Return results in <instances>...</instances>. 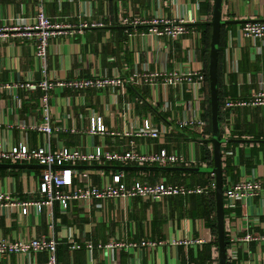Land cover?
<instances>
[{"label": "crops", "instance_id": "1", "mask_svg": "<svg viewBox=\"0 0 264 264\" xmlns=\"http://www.w3.org/2000/svg\"><path fill=\"white\" fill-rule=\"evenodd\" d=\"M43 9L52 23L70 26L63 30L65 33L50 39L45 58V72L49 78L89 77L92 72L111 75L116 71L124 76L134 68L146 65L157 69L158 66L149 61L158 46L169 54L168 69L173 67V61L185 63L188 60V43L195 46L197 61L204 62L202 24L211 20L212 0H44ZM36 13L37 0H0V27L11 28L16 18L34 23ZM221 14L225 21L222 24L224 46L219 63L222 97L223 100L247 98L259 86L264 88V39L253 41L243 38L239 27L246 20H264V0H222ZM157 15L166 19L177 16L194 19L193 23H187L190 35L181 44L156 38L151 34L149 24H124L125 19L133 16L148 20ZM81 24L98 25L79 28ZM3 34L5 36L0 37V84L40 81L43 76L34 56L33 39L9 29ZM175 92L172 87L166 91L162 87L152 91L148 86H128L126 94L121 97L114 90L55 88L50 91V120L54 128L51 147L61 142L84 150L103 145L104 149L125 151L132 140L135 151L166 149L168 153H182L202 161L207 158V153L200 134L180 129L172 119V111L178 108ZM15 94L19 96V102L13 97ZM165 94L168 97L166 101ZM40 95L39 89L27 91L15 86L7 92H0V137L7 146L18 143L22 133L26 134L31 147L44 143L43 133L21 129L17 125L19 121H41V113L37 111ZM126 101L134 102L137 119L149 116L155 126L162 124L166 133L150 139L121 134L101 137L81 130L89 125V119L94 115L102 118L108 131L121 133L128 128L123 105ZM163 107L167 110L163 111ZM220 129L221 137L227 136L226 140H246L221 144L223 175L232 180L244 176L264 177V107L225 111ZM42 169L0 167V178L4 180L7 191L15 190L17 198L36 200V195H25L22 190L27 186L30 190L36 187ZM120 171L124 172L126 182L163 179L189 186L207 182L205 173L187 178L186 172L171 171L97 169L89 170V176L93 185L100 186ZM21 174L25 175L24 180ZM74 185L79 184L75 181ZM213 201L215 207L214 191L209 190L205 195L167 196L159 201L139 197L122 202L115 199L88 203L72 200L65 210L55 202L51 208L44 207L38 214L22 215L18 211L4 209L0 214V239L15 241L32 235L50 237L53 232L51 226L56 223L59 264H206L217 247L216 235L213 236L208 227L215 216ZM245 203L246 207H237L235 214L258 216L259 224L250 230L255 235H264V197H249ZM70 234L73 235L72 240L80 245L78 249L69 248ZM199 235L204 236L206 242L198 251L197 248L185 249L183 245L171 244L173 240L194 239ZM110 244L113 246L108 247ZM247 247L260 257L258 264H264V242L254 241ZM248 257L247 253L239 250V258ZM45 259L44 252L29 256L11 254L0 258V264H34Z\"/></svg>", "mask_w": 264, "mask_h": 264}, {"label": "built area", "instance_id": "2", "mask_svg": "<svg viewBox=\"0 0 264 264\" xmlns=\"http://www.w3.org/2000/svg\"><path fill=\"white\" fill-rule=\"evenodd\" d=\"M198 2L204 0H197ZM44 0H37V13L35 22L16 18L15 24L11 28L0 27V37L5 36L3 31L13 30L21 32L22 35L33 39L32 45L35 47V59L40 64L43 78L38 82L26 80L20 83L0 84V92L8 91L12 87H21L27 91L39 89V108L41 121L32 119V121H19L17 125L21 129H34L45 135V141L42 145L31 147L26 141V134L20 135L18 143L7 146L6 142L0 137V163H19V164H40L43 169L40 173L36 187L30 190L24 187L22 193L25 195L34 194L36 200H21L16 197V192L12 188L6 190L4 180L0 178V214L6 209L10 212L18 211L22 215L31 212L38 214L44 207L51 208L55 202H58L60 208L65 210L72 200H81L91 202L93 200L104 201L115 199L126 201L134 197L149 198L159 201L167 196H191L193 194L205 195L215 190L214 175L207 174V182L204 185L189 186L183 182L169 183L165 180L148 182L140 179H133L130 182L124 180V172L112 174L110 180L103 185L95 186L91 182L89 170L75 168L76 165H99L103 163H116L119 165H137V166H196L210 167L213 164V144L211 135L206 132L207 121L204 117L207 106L206 101V79L204 74V62L197 61L195 55V46L187 44L189 56L188 60L183 62L173 61V67L167 68L168 53L160 50L159 46L152 53L150 64H156L157 69H150L147 65L143 68H134L131 73L121 76L117 71L111 75H104L92 72L89 77H73L71 79L49 78L45 69V58L50 39L59 33H65V28L69 25L54 24L46 15L43 9ZM192 18H183L177 16L173 19H166L157 15L151 19H144L139 16H133L124 20V24L135 26L139 23H146L150 26L151 34L156 38H165L170 41H181L190 35L191 29L187 23H193ZM98 24H81L78 27L97 26ZM239 34L243 38L253 41L264 39V20H246L240 24ZM131 36V33H128ZM182 44V43H181ZM128 86H148L152 91L162 87L166 91L172 87L176 89V107L172 111V119L180 129L193 130L200 134L202 142L207 153V158L202 161H196L182 153H168L166 149L140 151L133 150L134 142H128V149L125 151L104 149L103 145L93 146L91 149H82L79 147H68L58 142L54 148L51 147V137L54 128L51 124L50 114V91L59 88H70L77 91L83 90H114V92L124 97ZM15 100L20 101L17 94L13 95ZM168 100L167 95L164 96ZM124 118L127 121L128 128H124L121 133L108 131L100 116H91L89 125L82 127L84 133L90 135H99L101 137L110 135L115 137L119 134L124 136L148 137L157 139L166 133L165 127L161 124L155 126L149 116L136 118L134 114V102H124ZM244 107H264V88L259 86L251 92L247 98H227L223 101V110L231 111ZM167 110L166 107L162 108ZM131 132H130V131ZM73 132V130H72ZM227 137V136H226ZM226 137L224 139H226ZM226 154H231L227 152ZM52 166H55L54 168ZM20 177L24 180L25 175ZM75 181L79 184L74 185ZM26 184L24 183V186ZM31 187V186H30ZM223 196L225 210V235H226V264H258L260 257L249 251L247 244L251 242H264V235H255L250 228L259 224V218L256 215L244 213L242 216L235 214L237 207H246L245 200L249 197H264V177L262 176H244L238 180H232L229 176L223 175ZM55 224L50 237L46 236H27L18 238L15 241L0 239V258L14 255L35 254L44 252L46 259L44 262H34V264H59L57 255L58 237L55 233ZM70 238V249L75 250L80 245ZM206 242L205 237L182 238L173 240L171 244H180L187 248H201ZM142 245L146 244L141 242ZM113 244L108 245V247ZM133 247V246H132ZM131 247V248H132ZM90 249V245L88 246ZM217 252V247L215 248ZM239 250L248 254L247 259L239 258ZM194 252L196 256V252ZM206 264H219L218 252L214 253L206 261Z\"/></svg>", "mask_w": 264, "mask_h": 264}, {"label": "water", "instance_id": "3", "mask_svg": "<svg viewBox=\"0 0 264 264\" xmlns=\"http://www.w3.org/2000/svg\"><path fill=\"white\" fill-rule=\"evenodd\" d=\"M222 0H212V15L210 20L211 35L208 51V90L210 102V123H211V142L213 144V164L210 167L196 166H114V165H76L75 168L81 170L114 169V170H136V171H171L186 173H211L214 175L215 190V219H216V239L219 264H226V235H225V210L223 196V169L221 144L228 142H244L242 139L226 140L221 137L219 120V102L217 86V63L220 27L225 21L222 20ZM250 141V140H247ZM4 168H43L40 164H19V163H0ZM53 168L55 166H52Z\"/></svg>", "mask_w": 264, "mask_h": 264}, {"label": "trees", "instance_id": "4", "mask_svg": "<svg viewBox=\"0 0 264 264\" xmlns=\"http://www.w3.org/2000/svg\"><path fill=\"white\" fill-rule=\"evenodd\" d=\"M204 34H203V49H204V74L206 79V101L207 106L205 109L204 117L207 121V127L206 132L211 135V123H210V102H209V90H208V51H209V42H210V35H211V26L209 22H206L204 24ZM224 46V37L222 33V25L220 27V35H219V47H218V63H217V86H218V102H219V120L220 124L222 122V114H224L223 110V97H222V90H221V77H220V70H219V63L221 59V53H222V47ZM212 165V162L210 163ZM213 199V198H212ZM214 207V201H213V210ZM210 228L211 234L213 236L216 235V219L214 216V219H212L208 225Z\"/></svg>", "mask_w": 264, "mask_h": 264}, {"label": "rangeland", "instance_id": "5", "mask_svg": "<svg viewBox=\"0 0 264 264\" xmlns=\"http://www.w3.org/2000/svg\"><path fill=\"white\" fill-rule=\"evenodd\" d=\"M186 174V176H187V178H190L191 176H195V175H202V174H204V173H185ZM214 256H217V252H216V249L214 248Z\"/></svg>", "mask_w": 264, "mask_h": 264}]
</instances>
